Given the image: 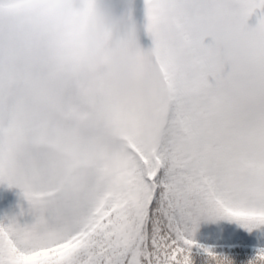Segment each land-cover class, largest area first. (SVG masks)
<instances>
[{"label": "snow or ice", "instance_id": "1", "mask_svg": "<svg viewBox=\"0 0 264 264\" xmlns=\"http://www.w3.org/2000/svg\"><path fill=\"white\" fill-rule=\"evenodd\" d=\"M257 9L145 0L146 121L121 109L106 61L49 23L47 0H0V183L28 202L0 218V264H189L202 217L264 225Z\"/></svg>", "mask_w": 264, "mask_h": 264}, {"label": "clouds", "instance_id": "2", "mask_svg": "<svg viewBox=\"0 0 264 264\" xmlns=\"http://www.w3.org/2000/svg\"><path fill=\"white\" fill-rule=\"evenodd\" d=\"M133 0H47L49 23L71 30L84 58L106 61V77L121 109L146 121L156 118L155 89L141 61L145 25L132 12ZM189 264H194L192 252ZM206 264H236L228 254L212 251ZM247 264H254L251 258Z\"/></svg>", "mask_w": 264, "mask_h": 264}, {"label": "rangeland", "instance_id": "3", "mask_svg": "<svg viewBox=\"0 0 264 264\" xmlns=\"http://www.w3.org/2000/svg\"><path fill=\"white\" fill-rule=\"evenodd\" d=\"M131 7L133 14L135 15L136 11L138 17H141L139 1L133 0ZM260 15H264V10L257 9L256 12H254L249 18V25L254 26L258 23ZM208 39L210 40L211 38L209 37ZM141 44L143 49L148 50L153 46V40L149 44L146 40H141ZM22 207L27 210L28 202L23 197L21 189L15 186L10 187L7 183H0V218L5 217L6 214L12 215L19 213ZM27 218V216L21 217L22 220ZM224 220H226V222L223 223L221 221L220 225L217 220L215 223L212 221L213 230L210 234L215 235V240L221 241L222 243H236L240 240L242 241L245 236L251 243L255 245L260 244L262 234H264V225H260L259 227L246 231L249 228L243 226L239 221L229 219L227 217H224ZM197 248L201 249L199 246H197Z\"/></svg>", "mask_w": 264, "mask_h": 264}, {"label": "trees", "instance_id": "4", "mask_svg": "<svg viewBox=\"0 0 264 264\" xmlns=\"http://www.w3.org/2000/svg\"><path fill=\"white\" fill-rule=\"evenodd\" d=\"M216 220L219 225L221 221L223 223L226 222L223 221L222 218L202 217L200 219L196 232L192 238L198 241L197 246L200 247L202 245L204 247L198 249L197 246H194L192 248L194 264H206L207 253L204 250L205 248H211L215 252H222L230 255L235 260L236 264H247V261L256 255L259 248H264V234H262L261 242L258 245L251 243L250 240L244 236L242 241L240 240L236 243L229 242L222 247V242L215 240V235L210 234L213 230L212 221L215 223ZM249 230L250 229H247L246 231Z\"/></svg>", "mask_w": 264, "mask_h": 264}]
</instances>
